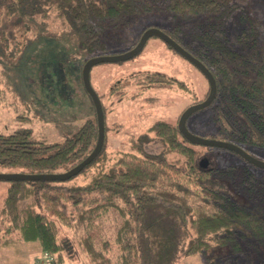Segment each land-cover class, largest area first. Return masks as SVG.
I'll return each mask as SVG.
<instances>
[{"label": "trees", "instance_id": "1", "mask_svg": "<svg viewBox=\"0 0 264 264\" xmlns=\"http://www.w3.org/2000/svg\"><path fill=\"white\" fill-rule=\"evenodd\" d=\"M156 11L169 14L171 24L164 31L216 79L217 94L208 107L217 130L209 137L252 154L251 148H264V12L237 0H0V43L10 52L17 40L4 34L13 19L53 13L75 34L79 47L94 54L106 49L109 33ZM231 18L242 22L234 35L227 28ZM137 80L144 88L176 83L188 89L183 80L162 71H144ZM208 93L209 86L200 101ZM2 94L0 88V102ZM99 96L105 141L77 174L83 181L72 182L77 175L63 181H11L0 209V249L31 242L38 251L52 254L54 264H65L74 248L89 264H177L224 246L239 252L245 242L258 247L264 243V175L246 163L202 166L204 151L180 133L177 123L164 119L130 139L129 150L119 148L111 163L107 109ZM97 138L96 109L95 117L73 136L51 145L38 141L29 129L16 128L0 133V168L63 172L86 158ZM154 139L163 144V153L145 147ZM51 147L55 151L46 153ZM113 211L120 216L115 261L109 256V241L100 243L97 232L98 220Z\"/></svg>", "mask_w": 264, "mask_h": 264}, {"label": "rangeland", "instance_id": "2", "mask_svg": "<svg viewBox=\"0 0 264 264\" xmlns=\"http://www.w3.org/2000/svg\"><path fill=\"white\" fill-rule=\"evenodd\" d=\"M241 5L264 12V0H237ZM238 13V12H237ZM13 19L4 32L17 40L9 50L0 43V133H10L16 128L29 129L33 136L47 145L73 136L82 124L95 117V106L83 81L85 62L99 55H114L132 49L133 42L151 27L167 30L171 17L166 12H152L131 19L120 30L109 33L106 49L88 54L78 45L71 29L53 13L45 17ZM239 18H231L227 28L230 35L241 28ZM162 71L183 80L188 89L173 83L144 88L137 80L144 71ZM90 80L93 88L102 94L107 109L108 151L117 158L118 149L129 150L133 137L147 132L157 119L178 124L182 112L206 95L208 81L204 74L188 59L171 49L157 36L148 38L145 46L133 58L124 61L102 62L92 66ZM116 87L114 91L112 88ZM188 128L196 135L209 137L216 132L209 107L193 113ZM153 136V133H150ZM197 145V144H196ZM152 153H163L159 139L147 143ZM204 151L208 166L226 167L243 165L246 160L237 153L219 146L197 145ZM253 155L264 161V148H251ZM48 148L46 153L54 152ZM172 158L176 153L170 154ZM203 158V157H202ZM201 158V159H202ZM259 176L264 168L250 164ZM0 172H17L0 168ZM239 177V176H238ZM241 178V177H240ZM83 181L77 175L71 181ZM11 181L0 179V209L3 206ZM237 187V186H236ZM237 195V194H236ZM118 212H109L98 220V240L109 241V256L115 261L120 252L116 243L119 226ZM17 237L18 235H11ZM41 253L31 242L20 241L0 250V264H34ZM264 262V243L251 246L245 242L239 252L228 246L216 252L196 254L182 258L177 264H261ZM65 264H89L77 249L67 255Z\"/></svg>", "mask_w": 264, "mask_h": 264}, {"label": "water", "instance_id": "3", "mask_svg": "<svg viewBox=\"0 0 264 264\" xmlns=\"http://www.w3.org/2000/svg\"><path fill=\"white\" fill-rule=\"evenodd\" d=\"M152 36H157L163 39L167 44H169L174 50L188 59L191 63H193L206 77L209 83V93L207 97L194 103L187 107L178 120V129L180 133L191 143L197 145H211V146H219L227 148L243 159H245L248 163L253 164L255 166L264 168V161L254 156L252 153L248 152L245 148L241 147L238 144L233 142H229L226 140H221L217 138L211 137H204L199 136L191 132L187 126L188 118L198 110H201L205 107H208L216 97L217 94V83L213 73L210 69L197 57L191 54L188 50H186L182 45H180L174 38H172L166 31L157 27L147 28L141 35L139 41L132 49L128 50L127 52L121 54H114V55H99L93 56L89 58L82 70L83 81L86 86L87 91L92 97L94 102V106L96 109L97 114V121H98V138L96 145L92 152L84 158L81 162H79L74 167L70 168L69 170L63 172H51V173H27V172H0V179H5L9 181H16V180H68L77 174H79L88 164H90L100 153L103 148L104 141H105V114L103 110V105L99 94L95 91L91 84L90 80V71L93 65L102 63V62H115V61H124L130 58H133L138 53L141 52L143 47L145 46L148 38ZM200 164L202 166H208L207 158L203 157L200 160Z\"/></svg>", "mask_w": 264, "mask_h": 264}, {"label": "built area", "instance_id": "4", "mask_svg": "<svg viewBox=\"0 0 264 264\" xmlns=\"http://www.w3.org/2000/svg\"><path fill=\"white\" fill-rule=\"evenodd\" d=\"M54 256L48 252L41 253L34 260V264H54Z\"/></svg>", "mask_w": 264, "mask_h": 264}, {"label": "crops", "instance_id": "5", "mask_svg": "<svg viewBox=\"0 0 264 264\" xmlns=\"http://www.w3.org/2000/svg\"><path fill=\"white\" fill-rule=\"evenodd\" d=\"M19 242H20V241H19ZM6 247H10V246H5V247H2L1 249L6 248ZM1 249H0V250H1Z\"/></svg>", "mask_w": 264, "mask_h": 264}, {"label": "flooded vegetation", "instance_id": "6", "mask_svg": "<svg viewBox=\"0 0 264 264\" xmlns=\"http://www.w3.org/2000/svg\"><path fill=\"white\" fill-rule=\"evenodd\" d=\"M249 152V151H248ZM251 153V152H250ZM207 162H208V159H207ZM246 164H250V163H248L247 161H246Z\"/></svg>", "mask_w": 264, "mask_h": 264}]
</instances>
